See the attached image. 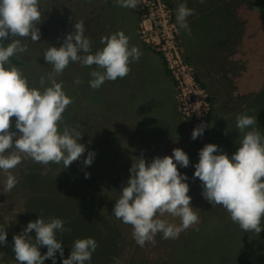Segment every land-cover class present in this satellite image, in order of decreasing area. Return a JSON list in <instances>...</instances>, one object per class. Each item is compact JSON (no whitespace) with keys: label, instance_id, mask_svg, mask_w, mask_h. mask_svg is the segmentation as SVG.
<instances>
[{"label":"rangeland","instance_id":"1","mask_svg":"<svg viewBox=\"0 0 264 264\" xmlns=\"http://www.w3.org/2000/svg\"><path fill=\"white\" fill-rule=\"evenodd\" d=\"M251 1L186 0L187 7L194 9L187 17L191 18L187 21L189 30L193 29L186 31L176 23L177 6L184 0H140L134 9L120 7L114 0H39L40 39L33 42L19 37L27 52L14 55L21 63L16 67L30 86L39 88L40 78L52 72L42 55L44 49L59 47L76 21L83 20L92 52L103 47L101 36L119 30L142 55L130 63L124 78L105 81L99 89L89 86V73L95 65L70 62L56 77L72 99L62 114L63 122L69 126L74 123L71 127L82 134L79 143L86 151L65 169L62 163L43 165L23 158L10 170L19 179L10 192L4 191L6 177L0 174V225L6 232H13L21 220L29 194V183H23L28 173L77 177L87 172L96 180L92 191L98 197L111 194L117 198V189L127 183L135 159L143 157L149 162L180 148L188 155L189 165L177 167L188 177V195L198 223L177 239H162L158 233L155 245L146 243L144 247L132 238V226L124 224L114 232L120 264H170L175 248L188 234L203 237L210 247L222 246L217 252H223L218 255L225 260L264 264V227L259 233L242 230L221 205L212 206L205 200L201 181L193 179L199 150L212 143L231 157L239 147L236 115L248 110H254L248 114L255 115L262 104L264 19L249 6ZM8 42L4 40L5 45ZM77 78L81 83H74ZM14 121L15 117H10V130L18 131ZM202 123L206 125L203 134L193 140L192 131ZM257 128L264 133L263 128ZM149 131L153 138L146 139L144 133ZM88 151H94L95 156L91 165L84 166ZM107 204L98 206L105 212L110 210ZM165 215L170 222L179 223L178 218ZM261 223L264 225V217ZM0 255L3 264L12 260L17 264L15 255Z\"/></svg>","mask_w":264,"mask_h":264},{"label":"clouds","instance_id":"2","mask_svg":"<svg viewBox=\"0 0 264 264\" xmlns=\"http://www.w3.org/2000/svg\"><path fill=\"white\" fill-rule=\"evenodd\" d=\"M114 2L120 7L134 9L140 0ZM193 14L194 9L187 7L186 0L179 3L176 9L179 28L188 31L186 18ZM40 17L39 0H0V174L6 177L3 181L5 192L18 184V177L10 170L23 158L43 165L62 163L65 169L86 151L85 145L79 143L82 134L63 122L62 114L72 99L56 77L69 63L95 65L89 73V86L99 89L105 81L124 78L130 71V63L138 61L142 55L137 46H130V38L119 30L101 36L103 47L92 52L83 20L76 21L74 30L63 38L59 47L49 45L44 49L42 55L52 72L40 78L39 88L32 87L10 58L27 52V45L22 44L19 37L39 41ZM5 39H9L6 45ZM74 83L81 81L77 78ZM248 111L235 117L238 149L229 157L216 144H206L199 150L193 179L199 178L202 196L212 206L221 205L242 230L259 233L264 227L261 223L264 217V133L256 126V116L249 115ZM10 117H15L18 131L10 130ZM205 127L202 123L194 128L191 138L195 140L202 135ZM94 156V151H88L83 165H91ZM177 165L181 168L189 165L188 155L180 148L149 162L143 157L135 159L127 184L115 200L111 214L132 226V238L140 247L146 243L155 245L158 233L162 234V239H177L182 231L199 221L198 213L193 210L196 208L190 203L188 177L178 171ZM88 175L86 172L85 178ZM165 214L178 218L179 223L170 222ZM64 225L61 218L44 219L41 215L29 221L20 234L13 236L12 249L17 264H44L47 259L56 264L57 252L64 257L61 237L68 231ZM33 230L34 236L30 235ZM6 235V228L0 225V245L6 244ZM42 246L47 247L43 255ZM97 247L93 237L75 239L70 255L62 259V264H90ZM113 260L120 264L117 258ZM0 264H3L2 255Z\"/></svg>","mask_w":264,"mask_h":264},{"label":"trees","instance_id":"3","mask_svg":"<svg viewBox=\"0 0 264 264\" xmlns=\"http://www.w3.org/2000/svg\"><path fill=\"white\" fill-rule=\"evenodd\" d=\"M249 6L257 9L264 19V0H252L249 2ZM10 60L15 66L21 64L14 56ZM262 95V104L256 110L255 116L257 126L264 129V94ZM72 125L74 123L70 126ZM60 127L62 128L63 124ZM62 174L63 176L59 177L41 176L38 173H28L25 176L28 178H24L23 183H29V194L24 204L21 220L17 223V227L12 230L13 232H6L7 242L1 245L0 254L15 255L12 249L13 236L20 234L29 221H35L41 215L44 219L58 217L65 221L64 227L68 231L61 237L64 248L63 258L70 255L71 245L75 239L93 237L97 241L98 247L92 254L90 264H111L114 261L113 258H117V241L114 232L124 225L111 213L115 200L119 197L124 185L121 184L118 187L117 198L111 194L107 198H100L92 191L96 186L94 178H85L84 175L76 177L72 174ZM37 176L40 178H37ZM102 202L108 203L107 206L110 207V210L107 209L104 212L100 209L98 204L100 205ZM30 235L34 236V230ZM198 239L194 235L188 234L185 242L175 248L170 264H245L241 259L230 261L228 258L227 260L221 258L219 255L223 252L217 251H221L222 246L218 248L210 247L203 237ZM222 250L225 251L226 249ZM46 251V246L40 248L42 255ZM63 258L57 252L56 264H62ZM11 264H14V260ZM22 264H25V262H22ZM44 264H52V260L47 259Z\"/></svg>","mask_w":264,"mask_h":264},{"label":"crops","instance_id":"4","mask_svg":"<svg viewBox=\"0 0 264 264\" xmlns=\"http://www.w3.org/2000/svg\"><path fill=\"white\" fill-rule=\"evenodd\" d=\"M191 6H192V5H190V7H191ZM186 19H187V21H188V20H190L191 18H186ZM191 29H193V27H191L190 30H191ZM201 29H204V28H201ZM201 29H199V30L201 31ZM190 30H189V31H190ZM195 33H196V30H195ZM177 128L180 129L178 126H177ZM144 136H145L146 139L153 138V137L151 136L150 131H149L148 133H146V134L144 133ZM181 139H182V138H181ZM182 143H183V144H186V142L183 141V140H182ZM184 147H186V146H183V149H184ZM159 154H160V153H159ZM193 162H194V160H193Z\"/></svg>","mask_w":264,"mask_h":264}]
</instances>
